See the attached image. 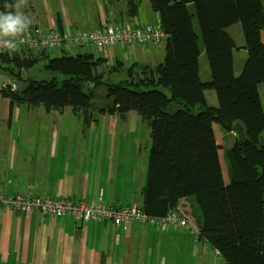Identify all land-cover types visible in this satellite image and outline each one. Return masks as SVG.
I'll use <instances>...</instances> for the list:
<instances>
[{"label":"trees","instance_id":"16d2710c","mask_svg":"<svg viewBox=\"0 0 264 264\" xmlns=\"http://www.w3.org/2000/svg\"><path fill=\"white\" fill-rule=\"evenodd\" d=\"M140 6L141 0H128L127 17L135 18ZM149 6L164 36L160 64L108 67L106 59L89 53L51 58L49 50H15L11 56L0 53V71L21 88L0 96L11 106L47 114L70 108L83 128L94 122L95 111L123 121L135 112L151 141L140 209L162 218L180 200L188 201L194 225L186 229L216 252L221 264H264V105L258 92L262 85L264 91V73L253 72L264 58V15L254 0H149ZM60 23L57 19L59 30ZM234 24L249 54L237 76L235 43L227 33ZM198 41L209 69L206 82L199 77ZM40 64L49 80L29 77ZM104 68L111 75L121 72L124 79L104 82ZM98 89L104 99L96 98ZM209 90L215 92L216 107L188 101ZM235 123L244 128L242 142L232 133ZM214 124L224 137L234 138L222 156Z\"/></svg>","mask_w":264,"mask_h":264},{"label":"crops","instance_id":"0c3cea01","mask_svg":"<svg viewBox=\"0 0 264 264\" xmlns=\"http://www.w3.org/2000/svg\"><path fill=\"white\" fill-rule=\"evenodd\" d=\"M44 1L43 11L35 8L32 0H27L20 11L31 16L34 22L30 26L44 31L56 29L66 36L102 25L136 23L156 28L159 23L156 13L140 8L135 18H128V0H115L117 6L114 0ZM254 1L264 15L261 1ZM98 3L102 5L100 8ZM57 19L61 21L60 30ZM234 25L227 33L230 35L229 30L233 28L238 30L237 35L242 34L240 26ZM261 34L264 43V27ZM241 43L237 54L233 53V70L235 59L239 58L240 68L237 72L234 70L236 76L249 58L243 49V37ZM197 44L198 60L204 52L200 41ZM164 45L163 36L156 45L132 49L121 45L102 52L86 47L79 51L89 53V48L93 49V55L106 59L108 67L116 63L123 67L131 63L156 66L164 58ZM257 64L253 65V72L264 73L263 69L256 70ZM7 80L8 76L0 73V83ZM205 92L191 95L189 102H201ZM39 110L42 109L11 106L9 99L0 96V194L142 207L141 190L148 159L140 157L139 148L123 143L127 134L114 131L115 116L107 117L108 131L105 126L93 133L90 128L83 130L81 121L71 115V109L70 117L64 115L66 109L35 116ZM77 119L80 123H76ZM209 250L191 231L180 227L157 229L136 224L115 227L107 221L83 223L70 216L23 217L0 207V264H161L162 260L165 264H204L206 255L210 257ZM211 253L217 256L216 252ZM174 254L190 257L174 261ZM216 264L221 261L218 259Z\"/></svg>","mask_w":264,"mask_h":264},{"label":"built area","instance_id":"2783aa9c","mask_svg":"<svg viewBox=\"0 0 264 264\" xmlns=\"http://www.w3.org/2000/svg\"><path fill=\"white\" fill-rule=\"evenodd\" d=\"M163 37L158 27L139 26L138 24L123 26L102 25L95 30L79 31L66 36L56 29L41 30L30 26L17 41L16 50L42 51L52 50L62 46L81 49L92 47L97 52L116 46L132 49L134 46L156 45ZM0 53L11 56L12 52L0 48ZM19 88L17 82L0 83V94L4 91L14 92ZM0 207L30 217L39 214L49 217L70 216L75 220L86 223L89 221H107L115 227H125L128 224L157 227H180L192 229L194 223L185 200H180L177 208L162 218L146 215L142 209L135 206H112L102 203H87L53 199L49 197H34L30 195H2Z\"/></svg>","mask_w":264,"mask_h":264},{"label":"rangeland","instance_id":"374dc122","mask_svg":"<svg viewBox=\"0 0 264 264\" xmlns=\"http://www.w3.org/2000/svg\"><path fill=\"white\" fill-rule=\"evenodd\" d=\"M259 1H261L262 4L261 3L260 4L263 5V7H264V0H259ZM44 2H45L44 0H32L33 5L39 11H43ZM113 3L115 4V6H117V2L115 0L113 1ZM88 4H89V2L85 3V5H88ZM105 5L107 6L108 4L105 3ZM101 6L102 5H100L98 3V7L100 8ZM140 10L141 11H151L150 6H149V0H141ZM149 13L153 14L154 12L151 11ZM234 26H237L239 28V24H235ZM195 28H196V25H195ZM229 31H230L229 32L230 35L233 36L234 42L237 46V48L233 50V53L237 54V51H239V46H240L239 44H242L241 43L242 42V34L237 35L238 30H233V28H231ZM239 31H240V28H239ZM197 46H198V44L195 43L194 50H195L196 56L198 55V52H197L198 47ZM79 50H81V49L62 46L59 48L49 50L47 53L51 58H54V57H60L64 54L67 56H74V55L80 53ZM89 50H90L89 53L95 54L93 49L89 48ZM128 58H129V55H128ZM238 59L239 58L236 57L235 63H234L235 72H237L240 68V66H238ZM257 62H258V64L256 66V70H262V69L264 70V58L258 60ZM198 67H199L200 79L203 81L208 80L209 79V71H208L207 62H206V58H205L204 54H200V56H199ZM102 71L105 74L104 78H103L104 82L117 83L120 80L124 79L123 76H121V75H123L121 72L111 75V74H108L107 68H104ZM0 73L4 74L1 71H0ZM28 75L30 78L37 79V80H49L51 78V76H49V74L45 73L44 70L42 69V64L38 65L36 68L31 69L28 72ZM5 76H6V74H5ZM262 86L259 87L258 92L260 95L261 103L264 105V91H263ZM202 97H203V99L201 102H198L199 104H202V105L208 106V107H213V106L217 105L216 96H215L214 91H212V90L207 91L203 94ZM96 98L97 99L98 98L104 99V90L103 89H98L96 91ZM96 98L94 99L95 102L98 101V100H96ZM190 100H191V98H190V96H188V101H190ZM100 105H102V103H97V106H100ZM34 115L36 116V115H47V114L45 112H43L42 110H39L38 112H35ZM64 115H68L66 117H70V108H66ZM128 116H129V118H127L125 121L121 120L118 116H115V120H116L117 124H116V129L114 131L117 133L127 134L126 137L123 138V143L127 144V145L129 144L130 146H133V148H135V147L139 148V150H141L140 157L145 156L148 159L150 145H151L149 128L146 125V123L143 122L135 112H130L128 114ZM102 117H106L104 121L102 120ZM107 117H109V116L106 114H102L100 112L95 111V113L93 115L94 122L88 128H83V130L90 128L89 131H91L93 133H97V131L104 129V127L106 126V131H108V129L110 127V123L108 125L109 120ZM76 121H77L76 123H80L78 119ZM213 129H214V133L216 135L217 142L220 145V147L222 148V151H221V156H222L223 150L229 148L233 144L234 138L231 135L228 137H224V134H223L221 128L217 124L213 125ZM223 170H224V174L226 177V170H225V163L224 162H223ZM210 250H209L210 257H208L206 255V260L203 261L204 264H216L218 262L217 256L214 253L212 254L211 253L212 250L211 251ZM189 257H190V255H188V254L187 255L186 254L185 255L174 254L173 260L174 261H176L178 259L188 260Z\"/></svg>","mask_w":264,"mask_h":264},{"label":"clouds","instance_id":"9594fccd","mask_svg":"<svg viewBox=\"0 0 264 264\" xmlns=\"http://www.w3.org/2000/svg\"><path fill=\"white\" fill-rule=\"evenodd\" d=\"M27 0H16L15 3L4 0L0 5V48L8 50L9 53L16 50L17 41L29 29L34 22L30 15L20 11L26 5ZM161 264H165L162 260Z\"/></svg>","mask_w":264,"mask_h":264},{"label":"water","instance_id":"95a60500","mask_svg":"<svg viewBox=\"0 0 264 264\" xmlns=\"http://www.w3.org/2000/svg\"><path fill=\"white\" fill-rule=\"evenodd\" d=\"M21 88L19 84L18 90ZM232 133L236 135L239 142H242L245 139L244 128L240 123H235L232 127Z\"/></svg>","mask_w":264,"mask_h":264}]
</instances>
